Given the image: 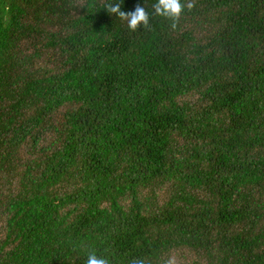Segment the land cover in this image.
<instances>
[{
    "label": "trees",
    "instance_id": "obj_1",
    "mask_svg": "<svg viewBox=\"0 0 264 264\" xmlns=\"http://www.w3.org/2000/svg\"><path fill=\"white\" fill-rule=\"evenodd\" d=\"M157 2L0 0V264H264V0Z\"/></svg>",
    "mask_w": 264,
    "mask_h": 264
},
{
    "label": "clouds",
    "instance_id": "obj_2",
    "mask_svg": "<svg viewBox=\"0 0 264 264\" xmlns=\"http://www.w3.org/2000/svg\"><path fill=\"white\" fill-rule=\"evenodd\" d=\"M194 0H188V2L182 3L181 0H158L156 4L153 5L154 14L170 19L173 21L171 27L175 29L178 22L185 10V7L190 11L194 8ZM110 14L116 15L118 18L127 21L128 27L132 31H136L143 25V28L147 29L150 27V15L145 8L137 5L135 11L124 12L121 10V5L117 4H107L105 6ZM86 264H110V260L105 256H98L95 251L89 252ZM130 264H143L140 259H133ZM166 264H175V259H169Z\"/></svg>",
    "mask_w": 264,
    "mask_h": 264
}]
</instances>
